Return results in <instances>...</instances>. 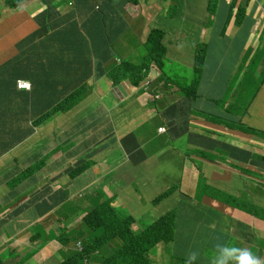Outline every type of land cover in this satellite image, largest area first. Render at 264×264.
Wrapping results in <instances>:
<instances>
[{
  "label": "crops",
  "instance_id": "0c3cea01",
  "mask_svg": "<svg viewBox=\"0 0 264 264\" xmlns=\"http://www.w3.org/2000/svg\"><path fill=\"white\" fill-rule=\"evenodd\" d=\"M52 1L59 5L62 32L33 42L34 51L18 43L38 29L34 18L46 6L28 0L20 8L2 9L7 15L0 14V76L21 53L30 74L19 79L36 83L39 74L57 71L61 98L74 91L83 98L21 142L23 97L0 90V153L14 147L0 158V263L58 264L63 259L60 231L81 221L91 206L90 192H83L89 188L101 189L133 215L134 228L176 209V239L162 243L152 264L187 258L190 250L200 252L196 263L209 264L218 240L264 258V162L257 159L264 156V139L241 128L264 131V0H219L215 13L208 11L209 0H99L74 6ZM99 5L106 11L102 22L95 11ZM240 5L245 13L237 17ZM173 7H179L177 16L170 12ZM151 29L164 31L165 74L176 85L156 87L154 78L152 92L154 85L160 99L147 104L141 86L111 74V68L136 56ZM202 43L205 67L197 81L198 97L189 101L178 85L196 82L195 54ZM178 102L188 112L180 121H188V133L180 137L163 116ZM45 109L34 100L30 123ZM130 134L133 138L124 144ZM138 146L146 155L140 162L130 154ZM89 160L92 165L72 178L70 166ZM26 167L38 172L11 189L7 180ZM172 186L178 188L152 202ZM209 186L222 191L224 199L210 195ZM3 223L10 226L7 231ZM35 232L41 238L31 240Z\"/></svg>",
  "mask_w": 264,
  "mask_h": 264
},
{
  "label": "trees",
  "instance_id": "16d2710c",
  "mask_svg": "<svg viewBox=\"0 0 264 264\" xmlns=\"http://www.w3.org/2000/svg\"><path fill=\"white\" fill-rule=\"evenodd\" d=\"M25 0H6L8 8H17ZM76 3L86 2L91 4L99 0H75ZM120 1L124 4L133 3L139 4L141 1L149 0H109ZM210 0L208 9L210 12H215L216 7L214 2ZM72 0H60V5H66ZM106 2V1H104ZM46 6L43 12L35 16L34 20L38 24V29L28 35L18 43V46L29 45L28 50L34 51L37 49L33 42L43 38H53L60 35L62 32L63 22L59 17V5H53L52 0H42ZM245 10L242 6L239 7L237 16L241 15ZM106 11L103 6L97 11V17H100L101 22L104 21L103 15ZM60 29V30H59ZM58 30V31H57ZM164 32L160 29H152L146 39V58L142 64H134L131 62H123L117 67V71L126 77L131 78L134 85H139L145 77L150 75V66L154 64L159 73L156 77V87L160 84H176L174 80L168 78L165 74V63L167 58V49L163 44ZM40 43V42H39ZM111 44V42H107ZM207 50L203 45L199 46L195 54L194 73L195 83L187 86H179L180 91L185 97L192 101L198 97L197 81L200 79L201 72L206 62ZM7 62L4 67V74L0 76V90H6L9 94L16 96L19 94L23 97L24 108H31L34 100L41 102L45 109L41 118L35 120L34 124L39 126L48 121L50 117L59 112H64L75 106L83 97L79 92L74 91L67 97L61 98V93L58 90L59 72L53 74H39L37 82L32 83L31 92L19 91L16 89V82L21 77H28L30 66L27 57L19 53ZM24 62V64L21 63ZM60 77V76H59ZM182 103V102H181ZM181 103H177L169 107L164 116L169 121L171 133L174 136L180 137L188 133V121L180 124L184 116L187 115L186 109ZM29 106V108H28ZM175 111H178L176 114ZM186 127V128H185ZM247 133L254 134L264 138V132L251 127H245ZM32 129L23 131V136L26 138ZM133 135H128L123 139L126 144ZM136 161L144 160L145 156L138 154L133 155ZM264 160V157H259ZM91 162H79L76 166L69 170L70 175L74 178L76 175L84 172L91 165ZM36 169H24L22 174L13 180L12 185L16 186L20 180L29 177ZM172 189L160 193L153 199V203L161 201L168 196ZM91 206L87 213L82 217L81 224L71 229L61 230L58 240L62 243L61 254L63 260L59 264H87L91 256L98 254L106 264H152L150 251L159 243H171L174 239L176 211L172 209L160 216L149 224H143L140 228L134 229L133 224L136 222L131 214H124L121 206L117 208L113 205L111 197L104 192L97 191L94 196H89ZM126 213V212H125ZM49 236V234L47 235ZM41 236L35 232L31 239H40ZM80 242V247L77 243ZM75 246L73 247V245ZM87 261V262H86Z\"/></svg>",
  "mask_w": 264,
  "mask_h": 264
},
{
  "label": "clouds",
  "instance_id": "9594fccd",
  "mask_svg": "<svg viewBox=\"0 0 264 264\" xmlns=\"http://www.w3.org/2000/svg\"><path fill=\"white\" fill-rule=\"evenodd\" d=\"M6 0H1V3H0V6L2 7V9H5V10H8V9H15V8H8V6L6 5V2H5ZM26 1H28V0H25L24 2H22V4L19 6V8L26 2ZM150 1V0H149ZM174 2H179V0H173ZM210 1V0H209ZM218 1L219 0H216L215 2H214V6L216 7V11H217V8H218ZM141 2H143V1H141ZM38 3H41V4H43L42 3V0H38ZM76 4V1L75 0H72V2L70 3V5L69 6H74ZM128 4H133V3H128ZM44 5V4H43ZM102 6V5H101ZM100 5L97 7V9H95V11L97 12V11H99L100 10V7H101ZM208 6H209V3H208ZM240 6H242L243 8H244V10H245V7L243 6V5H240ZM239 6V7H240ZM239 7H238V9H239ZM18 8V7H17ZM208 11H209V9H208ZM215 11V12H216ZM171 12V11H170ZM210 12V11H209ZM215 12H210V13H215ZM237 12H238V10H237ZM243 13H245V11L243 12ZM243 13H241V15L243 14ZM237 16V15H236ZM240 16V15H239ZM238 17V16H237ZM96 18V17H95ZM152 30V29H151ZM150 30V31H151ZM164 32V31H163ZM147 39V38H146ZM146 42V41H145ZM163 44H164V39H163ZM145 45V44H144ZM201 45H203L204 47H205V44H200L199 46H201ZM164 46H165V44H164ZM198 46V47H199ZM166 47V46H165ZM198 47H197V49H198ZM145 48H146V45H145ZM167 49V48H166ZM205 50H206V47H205ZM196 52H197V50H196ZM145 58H146V54H145V56H144V58H143V60L140 62V63H136V62H133V61H131V60H123V61H121L120 63H115L114 65H113V67L111 68V74H113V73H118V74H121V73H119L116 69H117V67L119 66V65H121L123 62H131V63H134V64H142L143 62H144V60H145ZM166 60H167V58H166ZM7 64V63H6ZM5 64V65H6ZM152 65H154V64H151V66ZM150 66V67H151ZM155 66V65H154ZM150 71H151V68H150ZM153 73H155V77H152L151 76V72H150V75L148 76V77H145L144 78V80L143 81H141L140 82V84L139 85H134L133 84V82L131 81V78H129V77H126V76H124L123 74V76L125 77V78H128V79H130V81H131V83L134 85V86H136V87H139V86H141V88H140V90H142V96H144L145 97V99H144V101H146L147 100V104L149 103V102H157L159 99H160V94L159 93H156L157 91H156V89H155V87H154V85L156 86V83L153 85V90H154V92H152V82H153V80H154V78L156 79V77H157V75H158V73H159V70H158V68L155 66L154 68H153ZM194 75H195V73H194ZM163 84V83H162ZM172 84V83H171ZM161 85V84H160ZM159 85V86H160ZM173 85H176V84H173ZM120 86V85H119ZM119 86H118V89H119ZM121 87L123 88V92L122 91H120V89H119V91L121 92V93H125V89H124V87L121 85ZM179 87V86H178ZM16 89L17 90H20V91H27V92H31V90H32V83L30 82V81H27V80H22V79H19V80H17V82H16ZM179 90H180V88H179ZM179 103V102H178ZM175 104H177V103H175ZM175 104H173V105H175ZM173 105H171V106H173ZM170 106V107H171ZM28 108H29V106H28ZM166 112V111H165ZM165 112L163 113V116H164V114H165ZM30 114H31V111H30V108L29 109H26V108H24V106H23V117H24V120H23V129H22V131H24V130H27V129H32V132L30 133V135L33 133V131L37 128V127H40L41 125H39V126H36L35 124H34V122H35V120H33L31 123H30V120H29V116H30ZM45 123V122H44ZM43 123V124H44ZM245 127H250V126H241V128L244 130V128ZM252 128V127H251ZM255 129V128H254ZM256 130H258V129H256ZM159 131L160 132H163V133H165L166 132V129L165 128H159ZM245 131V130H244ZM259 131H261V130H259ZM169 132H170V130H169ZM246 132V131H245ZM262 132H264V131H262ZM247 133V132H246ZM247 134H250V133H247ZM30 135H28V136H30ZM130 135H133V134H130ZM251 135H254V134H251ZM28 136L26 137V138H24V136H23V139H22V141L21 142H24L25 140H27V138H28ZM254 136H256V135H254ZM257 137H260V136H257ZM262 138V137H261ZM264 139V138H263ZM123 141V140H122ZM17 142H18V144L20 143L19 142V139H17ZM220 142V141H219ZM221 144H226L227 146H232V145H230V144H228V143H225V142H220ZM1 149V148H0ZM4 149V148H3ZM14 149V147H12V148H8L7 149V151L6 152H4V153H0V158L1 157H3V156H5V155H8V154H10L11 153V151ZM248 153V155L249 156H251L252 158H255L254 157V155L253 154H251V153H249V152H247ZM131 154V157L133 158V160H135L134 159V157H133V155L134 154H138V156H141V155H144L145 156V158H144V160L146 159V155H145V153H144V151L140 148V146H138L137 147V151L135 152V153H130ZM259 157H264V156H261V155H257V159L258 160H261ZM136 161V160H135ZM141 161H143V160H141ZM263 162H264V160H262ZM79 162H83V161H78L74 166H76ZM87 162H91L90 163V165H92V161H87ZM136 162H140V161H136ZM74 166H70V168H69V170L71 169V168H73ZM27 168H31V169H36V171L35 172H32L31 173V175L29 176V177H26V178H24V179H22V180H20L19 181V183L16 185V186H13L12 185V183H13V180L14 179H9V180H7L8 181V183H9V187L11 188V189H18V187L20 186V184L22 183H24V182H26L27 180H29L30 178H31V176L34 174V173H36V172H38V170H37V168H35V167H26V168H23L21 171H19V173H17V175H15L16 177V179H17V177L18 176H20L21 174H22V172H23V170L24 169H27ZM86 171V170H85ZM83 173V172H82ZM81 174V173H80ZM79 174V175H80ZM76 176H78V175H76ZM75 176V177H76ZM74 177V178H75ZM178 187H175V186H172V187H170V188H168L167 190H169V189H172V191L170 192V193H172L175 189H177ZM167 190H165V191H167ZM97 191H101V192H104V191H102L101 189H99V188H96V189H94V190H92V191H90V193L87 195L88 197L89 196H94L96 193H97ZM165 191H163V192H165ZM162 192V193H163ZM105 193V192H104ZM81 194H83L84 195V193L82 192ZM106 194V193H105ZM107 195V194H106ZM87 196H86V198H87ZM108 196V195H107ZM109 197H111V196H109ZM157 197V196H156ZM167 197V196H166ZM112 198V197H111ZM164 199V198H163ZM113 200V199H112ZM91 204V203H90ZM113 205H114V202H113ZM115 206V205H114ZM116 207V206H115ZM117 208V207H116ZM88 210V209H87ZM87 210H85L86 212L82 215V217L87 213ZM172 210V209H171ZM170 211V210H169ZM175 211H176V209H175ZM168 212V211H167ZM81 213H83V212H81ZM165 214V213H164ZM163 214V215H164ZM81 215V214H80ZM133 216V215H132ZM162 216V215H161ZM82 217H81V219H82ZM134 217V216H133ZM135 218V217H134ZM159 218V217H158ZM136 220V219H135ZM153 222V221H152ZM136 223V222H135ZM134 223V224H135ZM143 223V222H142ZM151 223V222H150ZM81 224V221L78 223V224H76L75 226H72V227H77L78 225H80ZM134 224H133V228H134ZM71 227V228H72ZM70 228V229H71ZM134 229H138V228H134ZM176 229H177V212H176V223H175V231H174V239H173V241L176 239ZM34 234V233H33ZM32 236V235H31ZM30 239H31V237H30ZM32 240V239H31ZM59 241V240H58ZM60 242V241H59ZM61 243V242H60ZM62 244V243H61ZM160 244V243H159ZM162 244V243H161ZM77 245L80 247V242H78L77 243ZM158 245V244H157ZM75 246V244L73 245V247ZM62 248H64L63 247V245H62ZM62 248H60V252H61V249ZM199 256H200V252H199V250H190L188 253H187V258H186V260H185V262H184V264H198V263H196V261L198 260V258H199ZM99 261H101L103 264H106V263H104L103 262V260H102V257L99 255ZM63 260V259H62ZM62 260L59 262V263H61L62 262ZM87 262V261H86ZM3 263H5V262H3ZM58 263V264H59ZM152 263V262H151ZM1 264V263H0ZM18 264H21V263H18ZM87 264H90V261L89 262H87ZM171 264H180L179 262H174V261H172V263ZM209 264H264V258H262V257H260V256H258V255H255V254H253V252L250 250V249H248V248H241V247H238V246H236V245H234V244H230V243H222V242H219V240L213 245V247H212V249H211V255H210V258H209Z\"/></svg>",
  "mask_w": 264,
  "mask_h": 264
},
{
  "label": "rangeland",
  "instance_id": "374dc122",
  "mask_svg": "<svg viewBox=\"0 0 264 264\" xmlns=\"http://www.w3.org/2000/svg\"><path fill=\"white\" fill-rule=\"evenodd\" d=\"M0 3H1V0H0ZM178 12H179V7H173V8L171 9V14H175V15L177 16ZM0 14H2V16L7 15V14H5V13H2V7H0ZM145 54H146V48L143 46V47L138 51V53H137L136 56H134V57H129V58H127V60H131V61H133V62L140 63V62L143 60ZM204 67H205V65H204ZM203 69H204V68H203ZM19 171H21V170H17V173H19ZM16 175H17V174H16ZM15 177H16L15 175L12 176V179H16ZM29 182H30V179L27 180L25 183H29ZM8 185H9V183H8ZM204 188L206 189V186H204ZM16 190H18V189H16ZM207 190H208V193H209L210 195H212V196L218 197V198H220V199H224V197H225V194H224L222 191H220V190H218L217 188H215V187L209 186V187L207 188ZM90 191H92L91 188H89V189H87V190H85V191H83V192H90ZM81 193H82V192H81ZM19 194H20V193H17L16 196H18ZM24 194H25V193H24ZM6 196H10V195H6ZM77 197H79V193H77ZM236 203H237V204H241V203L238 202V201H237ZM2 209H3V204L0 205V211H1ZM124 214H128V213H127V212H126V213L124 212ZM150 222H151V220H146L145 222H143V224H149ZM2 225L5 227L6 231L10 228V226L7 225V224H5V223H3ZM200 226H202V225H200ZM161 246H162V244L160 243V244L156 245V247H154V248L151 249V251H150V258H151V259L153 258L154 254H155L156 252H159V250H161ZM167 251L172 252V251H174V250H167ZM99 259H100V258H99V255H98V254H94V255H92V256H91V259H90V264H103L101 261H99ZM185 260H186L185 257L173 256L172 259H171L170 264L172 263V261H174V262H179L180 264H184Z\"/></svg>",
  "mask_w": 264,
  "mask_h": 264
},
{
  "label": "water",
  "instance_id": "95a60500",
  "mask_svg": "<svg viewBox=\"0 0 264 264\" xmlns=\"http://www.w3.org/2000/svg\"><path fill=\"white\" fill-rule=\"evenodd\" d=\"M119 89H120V91H122V92L124 91L123 88L121 87V85L119 86Z\"/></svg>",
  "mask_w": 264,
  "mask_h": 264
}]
</instances>
